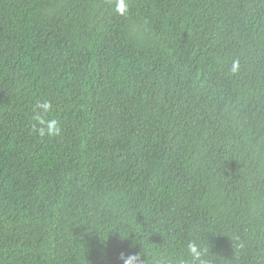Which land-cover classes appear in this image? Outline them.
<instances>
[{
  "label": "trees",
  "instance_id": "trees-1",
  "mask_svg": "<svg viewBox=\"0 0 264 264\" xmlns=\"http://www.w3.org/2000/svg\"><path fill=\"white\" fill-rule=\"evenodd\" d=\"M126 4L0 0V264H264V0Z\"/></svg>",
  "mask_w": 264,
  "mask_h": 264
},
{
  "label": "clouds",
  "instance_id": "clouds-1",
  "mask_svg": "<svg viewBox=\"0 0 264 264\" xmlns=\"http://www.w3.org/2000/svg\"><path fill=\"white\" fill-rule=\"evenodd\" d=\"M116 11L120 15H126L128 8L126 0H117ZM239 62L235 61L231 68V72L235 73L238 71ZM34 116L32 131L36 133L40 138H51L61 135L62 132V121L55 117L50 116L53 111V105L47 99L37 100L34 106ZM188 252L191 257V264H209L207 259L204 258L201 245L196 242H190L188 244ZM123 264H138L140 261L139 255H125L121 254Z\"/></svg>",
  "mask_w": 264,
  "mask_h": 264
}]
</instances>
